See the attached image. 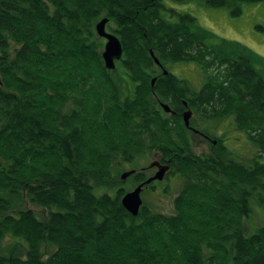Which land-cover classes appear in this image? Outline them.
Returning a JSON list of instances; mask_svg holds the SVG:
<instances>
[{
  "label": "trees",
  "instance_id": "1",
  "mask_svg": "<svg viewBox=\"0 0 264 264\" xmlns=\"http://www.w3.org/2000/svg\"><path fill=\"white\" fill-rule=\"evenodd\" d=\"M174 1L234 16L264 2ZM104 18L123 48L115 70L95 29ZM181 63L201 70V87L172 72ZM261 66L164 0H0V264H264V225L244 226L264 205ZM226 119L255 146L246 162L209 132ZM149 154L182 185L171 214L143 201L132 216L117 182Z\"/></svg>",
  "mask_w": 264,
  "mask_h": 264
},
{
  "label": "rangeland",
  "instance_id": "2",
  "mask_svg": "<svg viewBox=\"0 0 264 264\" xmlns=\"http://www.w3.org/2000/svg\"><path fill=\"white\" fill-rule=\"evenodd\" d=\"M164 2L169 8L193 15L202 27L215 33L219 38L240 42L264 58V2L243 4L241 7L242 13L239 16L232 15L225 8L214 9L207 7L199 1L186 4L175 2L174 0H164ZM106 31L111 33L108 28H106ZM101 40L104 44L106 43L105 39L101 38ZM260 70L264 72V67L261 66ZM172 72L177 77L189 81L195 88L201 87L204 81L201 70L194 64H177L172 67ZM200 126L203 127V124ZM190 131L194 151L197 154L208 153L210 150L209 141L201 136L198 131ZM209 132L223 140L227 147L241 161H248L255 152V146L251 144L242 132L236 129L232 119L224 120L217 125V129L211 128ZM157 161L160 162L157 154H149L138 159L132 165H126L121 174L131 170H144L147 177L150 178L157 172V168H151L150 165ZM128 178L117 182V184L120 186L121 183L130 192L135 187L133 188V183L129 182ZM156 185L154 191L145 190V192L141 193L142 200L155 211L171 214L174 208V198L182 185L181 179L177 176L170 178H166L165 176L164 180L157 182ZM110 193L114 195L113 188L110 190ZM263 225L264 205L259 206L256 202H253V213L244 222L245 231L247 234H251Z\"/></svg>",
  "mask_w": 264,
  "mask_h": 264
},
{
  "label": "water",
  "instance_id": "3",
  "mask_svg": "<svg viewBox=\"0 0 264 264\" xmlns=\"http://www.w3.org/2000/svg\"><path fill=\"white\" fill-rule=\"evenodd\" d=\"M108 22L109 20L107 18L102 19L96 24L95 29H96L98 36L106 40V43H105V46L102 52V57L104 60L105 67L108 70H115L117 61H119L122 58L123 48H122V44L119 38L116 35L106 31V26ZM156 63L159 64L157 60H156ZM162 106L167 113L171 112L168 105L163 104ZM191 117H192V112L190 110H186L183 113V119H184L186 127H189ZM150 167L151 168L156 167L157 172L152 177L148 178L145 182L135 187L132 191L126 193L122 198V201H121L122 206L132 216H137L143 205L141 193L143 192L144 187L156 181H159V182L163 181L166 174L170 170L169 165H162L158 161L152 163ZM134 173H135L134 170L124 172L121 175V180L123 181L126 180L128 177H130Z\"/></svg>",
  "mask_w": 264,
  "mask_h": 264
},
{
  "label": "bare ground",
  "instance_id": "4",
  "mask_svg": "<svg viewBox=\"0 0 264 264\" xmlns=\"http://www.w3.org/2000/svg\"><path fill=\"white\" fill-rule=\"evenodd\" d=\"M98 35V34H97ZM156 182H159V181H156Z\"/></svg>",
  "mask_w": 264,
  "mask_h": 264
}]
</instances>
